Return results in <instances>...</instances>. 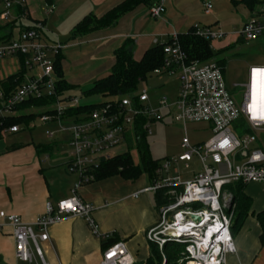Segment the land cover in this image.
I'll list each match as a JSON object with an SVG mask.
<instances>
[{"label":"built area","instance_id":"obj_1","mask_svg":"<svg viewBox=\"0 0 264 264\" xmlns=\"http://www.w3.org/2000/svg\"><path fill=\"white\" fill-rule=\"evenodd\" d=\"M24 3L25 0H1L2 20L10 21L12 8L24 6ZM211 9V3H206V12ZM164 12V3L150 9L151 15L156 18ZM193 28L197 35L211 41L221 40L226 35L215 26L195 25ZM238 34L246 41L258 40L264 36V22L249 20ZM169 41L164 43V64L153 74H172L178 70V86L172 101L166 95L153 101L148 91L140 88L107 101L89 113L70 116L67 110L80 104L78 98L66 96L55 103L51 113H42L39 121L57 122L62 130L67 129L62 124L64 117L72 121L68 127L70 151L67 169L78 175L77 186L93 182V172L101 161L118 155L117 148L124 147V153L135 152L137 128L144 123L143 119L142 128L147 136L152 133L151 125L165 117L180 123L184 131L181 140L183 152L160 162L155 170L156 177L141 190L160 193L163 201L158 205L159 223L147 232V240L161 249L168 243L184 245L185 257L181 262L185 264H227V256L236 252L232 231L235 203L232 192L224 187L234 183L264 182V149L258 145L256 136L257 131L264 130V104L255 106L251 103L253 72L264 70V66L250 68L246 90L235 96L228 88L223 68L217 61H189L178 34H171ZM65 48L67 45L61 42L43 40L40 25L21 30L11 40L0 43V58L23 56L27 69H40L3 101L0 117L16 114L14 107L29 99L56 94L55 61ZM0 99H3L1 89ZM63 101L70 102L65 109L60 108ZM161 110H166L167 114L162 116ZM240 119H244V123ZM200 123L208 125L211 131L206 141H194L189 135L188 125ZM29 127L32 128V124ZM19 131L20 126L15 125L2 133ZM53 136L54 132L49 131L48 138L53 140ZM193 158L201 163V171L191 173L187 178L181 176L177 164L183 162L188 167ZM173 165L175 169H172ZM93 211L92 204L85 202L74 191L70 197L60 199L55 205L48 203L45 213L33 223L0 211V226H11L20 261L47 264L40 243L49 240V229L53 225L79 217L85 220L94 236L103 237ZM191 215L201 217V221H194ZM133 263L125 243L118 241L106 247L101 264Z\"/></svg>","mask_w":264,"mask_h":264},{"label":"crops","instance_id":"obj_2","mask_svg":"<svg viewBox=\"0 0 264 264\" xmlns=\"http://www.w3.org/2000/svg\"><path fill=\"white\" fill-rule=\"evenodd\" d=\"M123 1L25 0L24 6L12 8V17L6 22L1 18L0 5V23L10 22L5 34L12 32L14 37L21 30L40 25L43 40L66 44L60 61L63 79L77 90L107 76L115 62V51L126 42L134 57L140 59L149 48L168 42L171 34H185L199 25L217 27L226 34L223 40L233 46L241 40L238 32L247 21L264 22V0H258L253 11L234 0H155L152 6L140 5L109 27L73 34L86 16L101 17ZM208 2L212 5L209 13ZM162 3L165 12L153 17L150 9ZM22 70L20 57L0 58V82ZM35 73L26 68L24 81ZM6 133L0 135V211L33 223L45 213L48 203L55 205L75 191L94 207L93 217L103 235L94 236L79 217L51 226L49 240L40 243L47 264H101L106 235L125 243L133 264L145 262L150 252L147 232L159 223L160 212L154 193L141 192L147 186L139 177L114 175L77 186L79 177L68 171V160L57 152L58 143L7 145ZM242 193L245 198L232 229L236 252L227 256V264H264L263 227L258 219V213L264 211V182L245 184ZM0 264H28L17 258L12 228L7 224L0 226Z\"/></svg>","mask_w":264,"mask_h":264},{"label":"trees","instance_id":"obj_3","mask_svg":"<svg viewBox=\"0 0 264 264\" xmlns=\"http://www.w3.org/2000/svg\"><path fill=\"white\" fill-rule=\"evenodd\" d=\"M154 1L155 0H125L101 17L88 15L75 26L73 34H88L109 27L138 6H152ZM234 2L244 3L251 11H253L255 6L259 3L258 0H234ZM10 26V22L5 24L0 23V43L7 42L14 37L12 32L5 34V31L10 28ZM178 39L182 49L187 53L189 61L205 62L215 60L222 68L225 64V59L219 56L232 47H226L214 54L211 49L212 41L197 35L194 28L185 34H178ZM241 39L244 40L243 38ZM169 42L170 41L166 43ZM163 49L164 43L157 44L146 50L140 59H136L129 42H126L115 51V62L110 73L103 78L95 80L90 88L84 90L86 95L100 94L107 100L97 104L79 105L75 108H69L67 114L73 116L80 113H89L107 101L116 99L121 95L138 91L140 89V84L146 81L154 70L160 68L164 64L166 57ZM61 57V54L58 55L55 61V70L58 76V79L56 78L55 81L56 94L43 98H32L15 106L14 110L16 114L0 117V135L3 130H7L15 125L25 124L29 127L30 123L33 122L35 118L42 113H51L53 110L52 106L55 105L58 100L65 99L71 90L76 89L75 86L67 83L63 79V72L60 64ZM20 59L23 70L0 82V89L3 92V99H0V109L2 108L3 101L15 93L24 81L26 72L24 57L20 56ZM34 108H45V111L38 113L33 112ZM143 122L145 123V119H143ZM240 122L244 123V119H240ZM144 123H140L137 128L136 158H133L131 153L126 152L118 154L110 160L101 161L98 168L93 172V181L105 179L114 175H122L126 179H136L141 175V167L147 171L151 181L156 177L155 170L159 166V160L151 156L148 136L142 128ZM129 142L132 144L131 138ZM243 186L244 185L241 183H234L224 187L234 195L236 217L234 221L238 220L239 209L242 205L241 200L245 198L242 193ZM155 196L157 205L161 204L163 201L160 198V193ZM258 219L263 227L262 239L264 240V211L258 213ZM115 242H118V238L108 237L102 243L103 248L106 249L108 245ZM184 249V245L178 243H168L161 249L156 243L149 242V256L143 264H164V260L165 264H180L179 259Z\"/></svg>","mask_w":264,"mask_h":264},{"label":"rangeland","instance_id":"obj_4","mask_svg":"<svg viewBox=\"0 0 264 264\" xmlns=\"http://www.w3.org/2000/svg\"><path fill=\"white\" fill-rule=\"evenodd\" d=\"M223 39L212 41L211 49L214 54L226 48L228 45H232L228 44ZM219 57L225 59L223 71L226 84L230 91L235 96H237L246 90L245 85H247L249 80L250 67L264 66V36L258 41L246 42L242 39L236 41L230 49L224 51ZM35 71L38 72L40 69L37 68ZM177 77L178 70L172 74L163 73L157 75L151 73L147 80L140 84V88L146 89L153 101L155 98L160 97L161 95H166L169 97V100L172 101L178 85ZM92 84L93 82H89L77 90L73 89L67 94V96L78 98V104L80 105L97 104L106 101L107 99L100 94L86 95L84 93V90L90 88ZM69 105V101H63L60 104V108L65 109ZM44 110L45 108H34L33 112L38 113ZM160 114L165 116L167 112L166 110H161ZM30 124H32V128L27 127L25 124H21L19 125V132L6 133L4 139L7 141V145L15 142L29 143L32 141L36 144L41 143L44 145H49L56 142L58 143L57 152L62 158L68 160L67 154L70 151L68 146L70 130L68 127H70L72 124V121L68 117H64L62 120V124L67 128L66 130L60 129L57 122L41 123L39 121V116L35 118V120ZM188 129L189 135L194 141H206L211 136V131L208 125L204 123L189 124ZM151 130L152 133L148 136L149 150L151 156L154 159L159 160V163L163 162L166 158L178 156L183 152L184 149L181 147V140L184 135V131L183 126L180 123L173 121L171 118L165 117L162 121L154 122L151 125ZM49 131L54 132L53 140L48 138ZM256 136L259 139L258 145L264 149V130L257 131ZM125 151L126 150L124 147H119L116 150V152L119 153H124ZM128 152L131 153L133 158H136V153L134 151ZM237 163L239 164L240 162ZM176 167L179 170V174L185 178H187L191 173H198L202 169V165L197 158H193V160L188 163V167L183 162L178 163ZM172 169H175L174 165ZM70 174L76 177L78 176L76 173ZM120 176L124 178L122 175ZM138 179L140 182H142L143 186L150 185L149 175L143 167H141V175ZM153 196H155V193ZM154 200H156L155 197ZM181 253L182 254L179 259L180 264L185 263L184 261L181 262V260L185 257L184 251Z\"/></svg>","mask_w":264,"mask_h":264},{"label":"bare ground","instance_id":"obj_5","mask_svg":"<svg viewBox=\"0 0 264 264\" xmlns=\"http://www.w3.org/2000/svg\"><path fill=\"white\" fill-rule=\"evenodd\" d=\"M251 94V103L253 105L264 104V70H256L253 72Z\"/></svg>","mask_w":264,"mask_h":264},{"label":"water","instance_id":"obj_6","mask_svg":"<svg viewBox=\"0 0 264 264\" xmlns=\"http://www.w3.org/2000/svg\"><path fill=\"white\" fill-rule=\"evenodd\" d=\"M191 218L196 221V222H200L201 221V217L197 216V215H191Z\"/></svg>","mask_w":264,"mask_h":264}]
</instances>
